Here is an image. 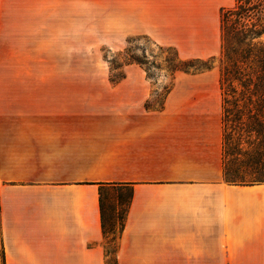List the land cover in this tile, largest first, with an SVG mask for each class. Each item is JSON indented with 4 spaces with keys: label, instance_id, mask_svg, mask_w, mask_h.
I'll return each instance as SVG.
<instances>
[{
    "label": "crops",
    "instance_id": "0c3cea01",
    "mask_svg": "<svg viewBox=\"0 0 264 264\" xmlns=\"http://www.w3.org/2000/svg\"><path fill=\"white\" fill-rule=\"evenodd\" d=\"M0 0V264H264V184L224 179L222 8ZM146 35L210 69L111 83L82 34ZM128 201L108 260L100 187Z\"/></svg>",
    "mask_w": 264,
    "mask_h": 264
},
{
    "label": "trees",
    "instance_id": "16d2710c",
    "mask_svg": "<svg viewBox=\"0 0 264 264\" xmlns=\"http://www.w3.org/2000/svg\"><path fill=\"white\" fill-rule=\"evenodd\" d=\"M220 20L224 179L236 185L264 184V42L258 40L264 33V0H236L234 7L221 9ZM176 56L179 66L173 73L190 72L189 67L205 71L213 65V59H181L177 51ZM130 63L147 60L134 57ZM124 77L125 72L110 80L118 83ZM127 201L121 184L100 187L103 231L107 239L113 233L114 243Z\"/></svg>",
    "mask_w": 264,
    "mask_h": 264
},
{
    "label": "rangeland",
    "instance_id": "374dc122",
    "mask_svg": "<svg viewBox=\"0 0 264 264\" xmlns=\"http://www.w3.org/2000/svg\"><path fill=\"white\" fill-rule=\"evenodd\" d=\"M258 40L264 42V33ZM134 57L147 60L146 64H138V67H141L152 77L172 74L176 66H179L174 48L159 46L146 35L82 34L83 73L108 74L109 79L118 78L125 72L126 63L133 62ZM196 66L199 67L200 64ZM193 69L195 68L189 67L190 72H193ZM126 195L128 196V191H126ZM113 237V233L108 234L107 252L110 263L115 259Z\"/></svg>",
    "mask_w": 264,
    "mask_h": 264
}]
</instances>
